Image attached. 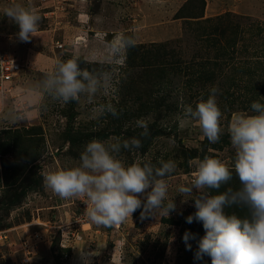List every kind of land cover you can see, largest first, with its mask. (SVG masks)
<instances>
[{"label":"rangeland","instance_id":"rangeland-1","mask_svg":"<svg viewBox=\"0 0 264 264\" xmlns=\"http://www.w3.org/2000/svg\"><path fill=\"white\" fill-rule=\"evenodd\" d=\"M186 1L0 0V10L20 4L36 8L41 17L36 36L29 42H21L16 35L19 26L0 11V49L12 53L22 66L19 78L10 85H0V139L4 147V156L0 158L6 161L5 182L19 186L8 193L0 189V233L6 236L0 240V264H21L24 254L29 264H82L81 249L91 254V264H211L207 255L201 260L195 259L198 242L204 236L203 224L186 222L196 211L195 202L183 203L184 198L177 195L176 188L191 178L193 169L188 161L192 159L187 158L186 151L196 149L201 159L206 155L214 156L231 166L234 150L227 133L231 118L228 120L227 114L222 113L223 132L219 143L203 144L206 138H202L199 126L183 118L186 102L182 99L178 102L174 96L168 97L174 101L170 103V112H163L160 119L159 114L146 109L137 112L141 104L153 99L154 90L163 85L166 94L174 95V87L160 72L153 71L148 59L139 65V57H132L134 66L123 73L127 53L115 66L107 94L101 91L91 102L82 96L79 102L65 104L39 91L45 74L58 62L75 59L82 70L97 73L111 70L108 46L118 33L134 35L135 47L143 46V52L152 50L151 44L177 49L190 45L194 40L188 39L185 31L197 29L198 34L202 26H189L186 20L177 19ZM205 2L204 19L214 20L227 13L249 18L250 21L233 18V25L243 28L244 40L252 49L256 46L258 55L248 54L253 58L251 61L262 56L259 52L264 49V0ZM201 43H196L199 53ZM134 99H137L135 103ZM107 102L116 107L118 117L100 116L94 111L97 105ZM123 104L132 105L130 118L120 115ZM140 119L148 124L147 137L141 136L143 129L136 126ZM71 130L72 136L67 135ZM17 131L19 136L14 137L12 134ZM157 132L160 133L156 135ZM68 137H77V142ZM133 137L141 140L142 147L132 152L121 150L118 158L126 166L144 162L159 166L161 161L168 160L177 164L176 173L168 180V195L170 199L175 198L176 210L168 218L149 216L145 219L141 217V208L118 226L85 222L78 230L80 239L62 236L61 230L67 232L70 222L79 215L81 200H62L54 195L45 188L44 175L78 166L80 155L90 141L112 143ZM48 224L62 229H49ZM185 232L194 234L195 238L187 242L191 250L183 239ZM41 234L44 240L23 253L24 244L29 245L31 240L36 242V235Z\"/></svg>","mask_w":264,"mask_h":264},{"label":"clouds","instance_id":"clouds-1","mask_svg":"<svg viewBox=\"0 0 264 264\" xmlns=\"http://www.w3.org/2000/svg\"><path fill=\"white\" fill-rule=\"evenodd\" d=\"M0 11L19 26L16 34L19 41L29 42L36 36L41 19L36 8L12 4ZM136 43L134 35H115L108 46V59L113 65L109 71L82 70L75 59L58 62L45 74L39 91L65 104L79 102L82 96L91 102L99 92L107 94L115 66ZM218 91L212 87L207 99L201 97L195 108L189 104L182 109L183 118L194 121L202 138L211 144L219 143L223 132ZM250 108L255 114L234 112L227 126L234 150L231 166L209 155L189 160L193 169L191 178L176 188L177 195L184 198L183 203L195 202L196 211L186 222H202L205 229L195 253L197 260L207 255L211 264H264V103L254 101ZM94 111L100 116H119L111 102L97 105ZM136 126L143 129L141 136L149 135L145 120H137ZM141 147V140L135 137L112 143L90 141L78 166L48 172L43 178L44 186L62 200H81L86 205V217L97 226H118L141 208L142 218H168L177 207L175 198L168 195V180L176 173L177 164L168 160L161 161L159 166L151 162L126 166L118 158L122 149L132 152ZM233 172L241 187L219 192L233 179ZM208 190H217L218 194L212 195ZM233 206L246 209L247 214L243 217L227 214L225 209ZM190 238L194 239V234L185 232L183 239L188 250L192 247L187 243ZM81 259L82 264H91V254L83 249Z\"/></svg>","mask_w":264,"mask_h":264},{"label":"trees","instance_id":"trees-1","mask_svg":"<svg viewBox=\"0 0 264 264\" xmlns=\"http://www.w3.org/2000/svg\"><path fill=\"white\" fill-rule=\"evenodd\" d=\"M205 7V0H187L177 13V19L186 20V22H189L186 23L189 26H202L198 34L197 29H189V31L187 29L185 31L184 35L188 39L194 40L190 45H183L177 49L164 44H151L152 50L146 52H143V46L128 49L127 62L125 68H123V73L128 72V69L130 71L134 66L133 63L135 61H131L132 57H139V65L143 64L145 59H148L152 62L150 67L153 71L160 72V76L167 79L174 87V95L166 94L164 92L166 89L163 85L161 89L157 88L154 90L153 99L148 100L146 104L144 103V106L141 104L140 108H142L137 109V112L138 110L146 109L151 113L159 114L158 117L160 119L164 116L163 112H170V103H173L174 100L171 101L168 97L172 98L173 96L178 102L179 99H182V102H186L185 105L193 103V108H195L201 97L207 99L212 87H216L219 90L216 97L217 103L222 113L227 114L228 120L234 112L251 111L250 105L254 101L264 103V49L262 50L263 52H259L262 53V56H256V60L251 61L253 58L248 54H252L253 57L258 55L255 53L256 46L253 49L250 47L251 44L244 40L243 28L233 25L234 21L232 20L233 18L244 19V17L227 13L217 17L214 19L215 21L213 19H204ZM246 20L250 21L249 18ZM241 25H246V23ZM259 30L261 31V29ZM197 41L198 43L202 41L200 46L201 53L198 52ZM262 41L264 44L263 38ZM189 53L192 55L190 58L188 56ZM246 55L248 56L247 59L245 58ZM246 62L249 64L244 66ZM252 65L253 67H251ZM156 75L157 77L159 76L157 73ZM136 100L134 99L133 102L135 103ZM127 106L123 104L124 108L120 115L130 118V115H133L130 110L132 105ZM72 133L73 130L68 131L67 135L72 136ZM159 133L155 134L158 135ZM12 135L14 137L19 136V132H14ZM76 140L77 137L75 139L71 138L74 143L77 142ZM207 141L206 139L203 144H206ZM213 147L217 149L218 145ZM186 153L188 159L197 157L196 149L186 151ZM0 155L4 156V147L1 139ZM5 167L6 161L0 158V189L8 193L14 188H19V186L15 183L8 184L5 182ZM228 187L233 189L241 187L239 179L234 173L233 179L227 185L222 186L219 192L225 191ZM209 191L212 195L218 194L217 190ZM225 212L227 214L235 213L241 217L247 214L246 209L235 206L226 208ZM148 217H145V219H148ZM202 229L205 235V229L203 227Z\"/></svg>","mask_w":264,"mask_h":264},{"label":"built area","instance_id":"built-area-1","mask_svg":"<svg viewBox=\"0 0 264 264\" xmlns=\"http://www.w3.org/2000/svg\"><path fill=\"white\" fill-rule=\"evenodd\" d=\"M22 71V66L19 63L18 59L10 52H6L4 50L0 49V85H10L12 84L17 78H19L20 73ZM85 208L86 205L81 201L80 203V213L78 216H76L69 224V227L66 228L67 232L65 230H61L62 236L68 235L72 236V238L80 239L78 235V230L82 224L85 222H91L85 215ZM49 225V229H62L61 227L57 225ZM46 225V226H48ZM66 236V237H68ZM6 239L5 233H0V240ZM36 238L38 239L36 242L33 240L30 241L29 245L24 244L22 251L23 253H26L30 249H33L37 247L38 243H40L42 240H44L43 235H36ZM25 251V252H24ZM33 251H31L32 253ZM21 264H29V259L25 257L20 261Z\"/></svg>","mask_w":264,"mask_h":264}]
</instances>
